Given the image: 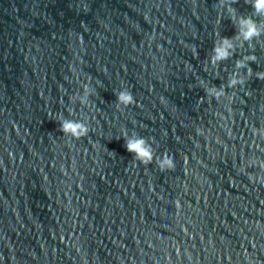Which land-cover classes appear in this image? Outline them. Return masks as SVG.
Masks as SVG:
<instances>
[{
    "label": "water",
    "instance_id": "water-1",
    "mask_svg": "<svg viewBox=\"0 0 264 264\" xmlns=\"http://www.w3.org/2000/svg\"><path fill=\"white\" fill-rule=\"evenodd\" d=\"M230 7L264 24L246 0H0V264H264V36L236 38ZM249 54L230 104L205 96Z\"/></svg>",
    "mask_w": 264,
    "mask_h": 264
},
{
    "label": "clouds",
    "instance_id": "clouds-1",
    "mask_svg": "<svg viewBox=\"0 0 264 264\" xmlns=\"http://www.w3.org/2000/svg\"><path fill=\"white\" fill-rule=\"evenodd\" d=\"M252 7V14L257 17H264V0H246ZM83 5V6H81ZM80 12L87 13L88 6L86 4L76 5ZM229 15L233 18L236 25V38L242 40L243 42H250L254 38L258 39L264 36V24L257 22L252 18V16H237L235 10L230 7L228 10ZM234 45L232 43V38L221 37L220 40L214 43L211 50L210 60L212 64H218L221 61L227 60L233 55ZM257 58L254 54H249L237 60L235 62L234 71L230 74L224 84L217 87L206 82L203 79H199L198 84L204 91L206 97L210 99H216L217 101L221 97H226L229 104L233 101L232 96L226 94V89H235L237 86H243L245 84V76L239 72V69L244 68L249 61H255ZM247 73L250 75L251 70L248 69ZM256 77L258 79H264V71L257 72ZM93 94V89L85 88L82 95H76L75 101L79 102L81 105L88 103L90 95ZM116 96L117 106L127 107L133 104L134 96L132 92L126 88H121V90L114 93ZM60 131L73 139H80L87 136L89 132L88 126L79 120H68L60 119L59 121ZM259 134L264 136V128L259 129ZM126 136L125 148L131 153L136 161L140 164L148 165L154 160L151 145L143 137H133ZM177 164V159L175 154L169 155L168 153H163L160 159L156 162L157 168L161 171H167L173 169ZM241 172L244 169L240 170ZM251 179V176H249Z\"/></svg>",
    "mask_w": 264,
    "mask_h": 264
}]
</instances>
